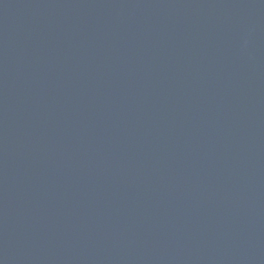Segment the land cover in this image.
<instances>
[{
    "label": "water",
    "instance_id": "1",
    "mask_svg": "<svg viewBox=\"0 0 264 264\" xmlns=\"http://www.w3.org/2000/svg\"><path fill=\"white\" fill-rule=\"evenodd\" d=\"M0 264H264V0H0Z\"/></svg>",
    "mask_w": 264,
    "mask_h": 264
}]
</instances>
